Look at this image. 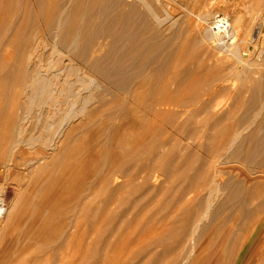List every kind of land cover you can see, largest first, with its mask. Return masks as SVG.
I'll list each match as a JSON object with an SVG mask.
<instances>
[{
	"label": "bare ground",
	"instance_id": "6f19581e",
	"mask_svg": "<svg viewBox=\"0 0 264 264\" xmlns=\"http://www.w3.org/2000/svg\"><path fill=\"white\" fill-rule=\"evenodd\" d=\"M249 1L253 2L252 15L249 16V12L242 10L240 14H235V18L232 20L234 22L231 24L228 22V18L230 19L232 15H228L229 17L225 20L222 19V11L210 10L208 8L211 5V0H4L5 4L8 2V4L15 3L16 5H23L22 9H24L23 14L25 16L20 21L19 30L15 31L14 38L18 39L19 36H22L18 41L23 47L22 49L26 47L23 55L26 57L27 62H30L31 68L29 66L26 68H30V70H21L19 68L20 70L18 71L20 74L13 77H17L16 85L13 83L15 85L13 86L14 88L11 86L13 89H7L5 92L3 91L4 93L1 92L3 94H0L2 96L4 95L5 99H9L11 96L13 97L22 93L24 96L23 101L25 102L23 108L24 117L22 120L25 123H19V132L25 133L24 131L27 130L25 127L27 125L26 121H29L33 116L37 115L36 126L34 127L39 128L38 131L42 129L46 138H48L47 141L56 145L57 148L59 147L60 151L64 152L65 150L66 156L70 155L67 152L69 149H72L70 151L74 150L69 145L79 141L78 133H84V131L95 129L96 127V129L99 128L102 130H100L101 132L98 131L101 133L99 136L102 135V132L109 131L106 134V137H108V134L112 132L111 129H113V121L115 122V118H117L116 121L120 118H129L131 121L127 120L126 122L130 121L138 126L140 125V127L144 126L148 128V132L153 127L152 130L158 132L159 136H166L168 134V136L173 137L174 135L172 134L176 133L177 135L186 136L188 140L185 139L187 141L190 140L193 142L199 133L209 134V132L218 133L220 131L222 134L220 139L210 137L213 138L212 140H215L213 142H211L212 140L208 136L210 143L207 149L203 151L206 156L205 161L201 164L202 169L198 168L202 172L197 170L199 172H197L198 174H191L192 172L190 173V171H193V173L196 172L194 171L195 164L190 160L191 158H185L183 161L179 160L181 166L175 165L178 168H175L176 170L173 169V172L164 169L167 165L164 168L161 167L162 170L164 169L162 174L168 176L166 180L172 178L174 182L177 181L178 185L173 183L178 186H176V190H180L182 196L184 195L185 189L191 195L193 189L195 187L197 188L196 183L200 179L203 184L202 189L199 188L202 192H205V198L203 203L199 199L201 201V204H199L208 213L223 190L227 189V187L222 185L223 167L227 164H236L237 166H232L230 170L234 172L233 174L237 178L242 175L246 180L240 179L234 181V186L228 188L229 201L221 205L219 211L233 207L231 205L232 203L239 202L237 209L249 213L250 205L253 204L252 202L255 199L260 201L259 207L260 205L264 206V147L258 146L261 149H255L257 151L256 153H252L251 147L253 143L256 144L255 140L259 139L257 137L259 135V127L264 124V0ZM10 5L12 6V4ZM20 5L19 7H21ZM30 6H32L31 8L34 7L33 11H31ZM12 9L13 11L11 12L14 16H19L21 11L18 12L15 6ZM6 12L8 11L6 10L4 13ZM234 13L235 9L232 10V14ZM11 29L12 27L7 25L3 31L4 35L6 36L8 32H11ZM29 30L31 31L30 36L27 37L25 35L24 37V34ZM252 30L253 37L251 38L250 34ZM38 37L43 38L39 40ZM109 40L112 43L109 44L111 47L107 56L105 55L106 59L103 58L105 59L103 61L98 60L92 65L91 63L95 61V58L106 49ZM249 46L252 47V51H247L246 48ZM42 47L44 48L43 50L47 51L46 54L49 53L47 57H45V53L43 55V52L40 55L41 53L39 51ZM37 53H39V56H35ZM21 61L20 65H22ZM106 64H111L112 69L109 70V67L107 71L106 67L109 65L105 66ZM103 65L106 71L98 68L103 67ZM114 76L117 78L120 77V81L115 82V79H113ZM13 78L12 80H14ZM228 82H231V85H226ZM235 82H241V85L236 86ZM103 85L105 86L103 87ZM113 90L122 92L114 97L113 93L115 92ZM247 94L250 96V99L246 118L238 120L234 113H238V111L244 108L242 105L244 106L245 104ZM223 96L233 100L234 108L232 111L224 113L225 115L221 119L216 120L210 125L211 120L215 116L217 100ZM113 104L115 105L114 107ZM100 117L102 122L97 123ZM197 119H200V121L196 122ZM32 120L34 121L35 119L33 118ZM130 122L128 123L131 124ZM193 123L195 126L185 131ZM118 125H116V128L120 130L122 124L119 127ZM132 129L134 132L137 131L134 127ZM33 130L31 131L33 132ZM119 130L116 129V131ZM142 131L140 130L139 133L141 132L142 134ZM32 132L30 134H34ZM88 132L90 133V131ZM245 132L249 134L244 135L246 134ZM104 133L103 139L106 138ZM124 133L126 131L123 132V135H125ZM35 134L37 136V133ZM126 134L131 135L129 132ZM176 134L175 136H177ZM25 135L17 134L22 139H24L23 137ZM97 135L95 133V137ZM109 136L113 138V134ZM86 137L84 138L88 139L90 136L88 135ZM172 137L170 139L174 140ZM204 138L207 139V137ZM170 139L169 137H165L158 145L166 146L167 151V148L170 147L168 145L171 142ZM148 140L151 141L149 137ZM104 141L102 143L103 146L107 145H104ZM139 141L137 143L140 144L141 142ZM243 141L246 142V145L248 141L250 143L245 153L241 151ZM132 142L135 143L134 138ZM24 143L26 144L28 142ZM144 143L147 144L146 146H149L147 142ZM261 143L263 145V141ZM86 144H88L89 149H92L89 147V142ZM200 145L202 144L200 143ZM105 147L107 148L108 146ZM138 147L140 146H137L135 148L136 150L134 149L132 152L139 151L137 150L139 149ZM171 147L173 146L171 145ZM142 148L140 150L141 152H143ZM147 148L146 152L149 151H147ZM201 148H203V145ZM55 150L57 149L55 148ZM75 151L70 156L73 154L75 156ZM137 153L134 154V157ZM154 154L152 155L153 159L157 156L155 152ZM181 154L178 156H181ZM146 155L148 154L146 153ZM166 155L165 158L167 159ZM137 156L135 161H137ZM131 157L133 158V155ZM145 160L147 161L148 158L141 160V162L145 164ZM139 162L136 163L138 164ZM130 163L134 164L135 167L136 163L130 161L129 165H131ZM144 164L142 166L147 168L146 164L148 163L146 162ZM138 165L137 168L141 167ZM108 167L111 168L110 166ZM171 167L170 169H172ZM156 168L158 169L157 166L152 167L154 172L159 173V170H154ZM114 171L112 170L111 172ZM147 171L148 169L140 171L136 178L144 173L146 174ZM126 175L124 174L123 176ZM4 176V171L0 169V179H3ZM111 176L113 177L112 174ZM150 177L140 176V178L144 179V181L142 180L144 183H136L137 187L139 184L143 187L147 180L149 182ZM95 178L93 177V179ZM153 178L157 180L155 176ZM172 179H170V182L173 181ZM102 182L105 185L106 180L104 181L103 179ZM131 182L133 187V179ZM94 183L96 182L93 181ZM96 184L98 187V181ZM94 186L92 189L95 188ZM98 188L96 191H99ZM89 191L88 193L90 194ZM150 193L151 191L148 192V194ZM164 194L167 195V192L165 191ZM175 196L177 195L175 194ZM175 196H172L173 199ZM195 198L193 197V199ZM173 199V204L178 201L179 205L180 201L175 199L176 202H174L175 200L173 201ZM81 206H79L80 209ZM83 212L80 216H83ZM193 221L191 224H194V228L190 233L185 234V241H192L194 243L187 258L181 259L179 263L206 264L207 261L205 258L209 245L204 247V244L200 243V239L196 242L195 236L198 234L201 222L197 219ZM68 227L69 225L66 223V228ZM72 233L76 234L74 230ZM78 233L77 231V236ZM69 234L71 233L69 232ZM245 248L238 251V258L244 252ZM255 258L257 257L254 255L253 259ZM218 262H213L212 264H221ZM225 264H229L228 259H225ZM248 264H259V260L256 259Z\"/></svg>",
	"mask_w": 264,
	"mask_h": 264
},
{
	"label": "rangeland",
	"instance_id": "374dc122",
	"mask_svg": "<svg viewBox=\"0 0 264 264\" xmlns=\"http://www.w3.org/2000/svg\"><path fill=\"white\" fill-rule=\"evenodd\" d=\"M210 3L211 5L208 7L210 8V10L215 9V11H222V14L224 16H222V19L227 20V17L232 15L233 18H228V22H230L231 24H233L234 22H232V20H234L235 14H240L242 10H246L247 12H249V16H251L253 13V2L249 0H211ZM10 4H12V6ZM10 4H8V2L5 4L4 0H0V93L3 91L5 92L7 89L9 90L14 88L13 86L16 85L17 77H13L20 74L18 70H30L31 68V64H29L30 62H27L26 57L23 55L24 49L26 47L22 49L23 47L18 41L20 38H22V36H19L18 39L14 38V33L15 31L19 30V24L21 23L20 21H22L25 16V14H23L24 9H22L23 5H16L15 3ZM19 5L21 7H19ZM14 6L15 9L18 10V12L21 11V13L19 14V16L21 17H19L18 15L14 16V14L11 12L13 11V9L11 10V8H14ZM31 7L32 6H30V8ZM33 9L34 7L31 8V11H33ZM233 9H235L234 14H232ZM6 10L8 12L4 13ZM7 25L11 26L12 29L11 32H8V34L5 36L3 31ZM30 33V30L27 31L24 34V37L25 35L27 37L30 36ZM251 34L250 37L252 38L253 30L251 31ZM250 37L249 39H251ZM42 38L43 37H38L39 40ZM109 42L106 49L96 57L97 59L95 58V61L91 63L92 65L95 64V62L98 60L103 61L106 59L105 57L109 53L111 47V45L109 44H111L112 41L109 40ZM18 44H20V46H18ZM16 47L17 49H15ZM43 49L44 48L42 47L39 53L43 52V55H45L47 51ZM246 49L247 51H252L251 46ZM39 53H37V55L35 56H39ZM48 54L49 53H47L45 57H47ZM40 55H42V53ZM19 59L20 61L22 60V65H20ZM24 64L26 65L25 67ZM107 65H109L108 67H106L107 71L109 67V70H111V64H106L105 66ZM20 66H23V68H21ZM28 66L30 68L27 69L26 67ZM103 67L101 66L98 68L102 71H106V68ZM12 78L14 80H12ZM119 78L120 77L117 78L114 76L113 79H115V82H119ZM13 83L15 85H13ZM229 84L231 85V82H228L226 85L229 86ZM235 85H241V82H235ZM104 86L105 85H103V87ZM113 92H115L113 93V96L115 97L122 91L118 92L113 90ZM1 94L0 148L2 151L0 150V169L4 171L5 176L3 179H0V195H2L5 200L7 213L4 219L0 221V264H181L179 263L180 260L187 258V255L189 254L194 243L192 241L186 242L185 234L192 231V229L194 228V224L192 225L191 222L195 219L201 222L198 234H195L196 242L200 239V243L204 244V247L209 245L205 258L207 261L206 264H212L213 262L217 263L220 260L222 261L218 263L225 264V259H228L229 264H248L249 262L255 261L256 259L259 260V264H264V206H258L260 204V201L257 199L253 200V204L250 205L249 213L242 212L237 209L239 202L232 203L231 205H233V207L219 211L221 205L226 204L229 201L228 188L230 186H234V181L240 179L246 180V178H244V176L242 175L239 176L238 179L237 176L233 174L234 172L230 170V168L232 166H235L236 164H227L223 167L224 171L222 177V185L224 187H227V189L223 190L220 197L216 199L213 207L210 208L208 213H206L204 208L200 207V204L203 203V200L205 198V192H202L201 190L203 183L200 181V179H198L199 181L197 180L198 182L196 183L197 188H201L200 190L195 187L190 195L185 189V192L183 193L184 195L182 196L180 190H176L178 187L177 181L174 182V179L172 178H169L168 181L166 180L168 176L162 174L164 169L171 172L176 170L175 168L178 167L175 165H178L180 167L181 163L179 162V160L183 161L185 158H191L190 160L195 164L194 171L196 172L193 173V171H190V173L192 172L191 174L195 175L198 172L197 170H199V172H202L201 164L205 161L206 157L203 151L204 149H207L210 143L208 139L210 137H216V139H220L222 137L220 131L218 133L209 132V134L199 133L200 135L198 134V136L194 139L195 141L193 142L190 140L187 141L188 139L186 136L177 135L176 133L175 134L177 136H175V134H172L174 135L173 137L168 136V134L166 136H159L158 132L152 130L153 127L150 128V132H148V128H145L144 126L140 127V125L138 126L135 123L130 122L131 119L129 118H120L122 121L120 119L116 121L117 118L113 117L115 118L116 123H118V121L120 120L119 123L122 124V127H120L119 130L118 128H116V125H118L119 123L116 124L113 121V129H111L112 132L110 131V134H113V138H111L112 136H109L110 134H108V137L110 138L106 137V134L109 131H105V133L102 132V135L99 136L102 130L99 128L96 129V127V130L94 128L88 130L93 137L87 130L84 131V133H78L79 136L76 134L79 138V141L76 142L77 144L73 142L74 145L71 143V145L73 146L69 145L71 148H74V150L70 151L72 149H69L70 153L69 151H67L68 154L71 155V153L74 152L75 149H77V151H75L76 155L74 156L73 154L72 156H66L65 150L64 152L60 151L59 147L57 148L56 145L52 144L50 141H47L48 138H46V135L43 133L42 129L38 131L39 128L34 127L36 126V120L38 117L37 115L32 117V119H35L34 121L32 119L26 121L27 125H29L25 126L27 128V130L24 131L25 133L19 132V123L24 122L22 118L24 117L23 108L25 102L23 101L24 96L22 95V93L13 97L11 96L9 99H5L4 95L2 96ZM17 98L18 100H20H16ZM249 99L250 96L247 94L245 97V104L243 103L244 106L242 105V107L244 108L241 111H238V113H234L238 120H243L246 118ZM114 106L115 105L113 104V107ZM233 108L234 103L232 99H229L226 96L220 97L217 100L215 116L211 120L210 125L216 120L221 119V117L225 115L224 113L232 111ZM127 120H130L128 122H130L132 125L126 122ZM30 121H33L34 123L32 122L31 124ZM199 121L200 119L196 120V122ZM100 122H102L101 117L99 118L97 123ZM121 124H119L118 127L121 126ZM194 126L195 124L193 123V125L188 126L185 131L190 130ZM133 127L136 128L135 130H137L138 132H134L132 129ZM138 127L140 128V130L147 131H142V134L144 136L141 134V132L139 133L140 130H138ZM32 128L36 131L34 132ZM116 129L119 131H116ZM31 130H33V132ZM125 131L126 133H131V135L126 133H124L125 135H123V132ZM31 132L34 134H30ZM113 132L115 133V135ZM35 133H37V136ZM95 133L96 135L98 134L96 137ZM103 133L105 134V139L107 142L104 141L105 139H103ZM132 133L136 134L133 135ZM148 133H150V135H148ZM245 133L246 134L244 135L249 134L248 132ZM17 134L27 135L23 137L24 139L19 136L21 139L20 140ZM87 134L90 136L88 139H86V136H88ZM258 134L259 135L257 137L260 140H255L256 144L253 143V146L251 145L252 153H256L257 151H255V149L258 150L257 148L261 149L258 146L264 147V124L260 125ZM83 136L86 138H84ZM144 137H146L147 139L145 138L144 140ZM148 137L149 139H151V141L148 140ZM165 137H169V139L171 137L174 138V140L170 139L171 142L168 144L170 145V147H168L167 145V151L166 146L158 145L160 144V141ZM204 137H207V139ZM133 138L135 143L132 142ZM137 138H139L140 141ZM212 139L213 138H210V140ZM136 140L141 142L142 145L141 143H137L138 141L136 142ZM103 141L104 145L107 144L105 145L108 146L107 148L103 146ZM117 141H119L121 144ZM143 141L147 142L149 146H146L147 144ZM173 141L175 142V144ZM213 141L215 140H212L211 142ZM256 141L258 142V144ZM260 141H263V145ZM24 142L28 143L25 144ZM88 142L90 143L89 147L92 149L88 148V144H86ZM151 142L153 145L155 143V145L153 146ZM244 142L245 141H243V144L241 146V151L243 153H245L247 147L250 146H248V144H250L249 141L247 142V145L246 142ZM200 143L203 145V148H201L202 145H200ZM95 144L97 145L95 146ZM143 144L145 145V148ZM171 145L173 147H171ZM191 145L194 146L192 147ZM137 146H140L138 147L139 149H137L139 150L137 151L138 153L136 151L133 153L132 150L134 151ZM55 148L58 151L55 150ZM86 148H88L89 150ZM141 148L143 152L140 151ZM146 148L147 151L149 150L148 152H146ZM154 152L157 155V159L154 158L156 160H154L152 156ZM135 153L140 156L138 157L136 154L137 161H135ZM146 153L148 155H146ZM164 153H170L171 155H166ZM181 153L184 155H182ZM143 154H145L146 156ZM180 154L181 156H178ZM82 155L84 158L82 157ZM132 155L134 159L131 157ZM165 155L167 159L165 158ZM71 157L73 158L71 159ZM147 158L148 160H153H145L148 164L150 162L151 163L148 165L145 162L147 168H144V166H142L144 162H141V160ZM110 160L111 162H113L111 163ZM114 160L117 163H115ZM139 160L141 164H139ZM130 161L133 163L139 162V165L137 163L136 164L141 167L137 168V165L135 164V167L137 168L136 169L134 167V164L130 163L131 165H129ZM151 164L153 168L156 166L158 167V169L156 168L154 170H159V173L153 171ZM171 164L174 168L171 167ZM108 166H110L111 168H109ZM169 166L172 169H170ZM142 167L144 169H148L149 173L147 171L146 174H150L146 175L144 173L142 174L143 177L151 176L149 178V182L147 180L143 187L141 184L144 183V179L140 178V176L142 175L136 178L138 173L144 170ZM161 167L165 168L162 170ZM112 170L115 171L111 172ZM95 174L97 176L96 178ZM111 174L113 175V177L111 176ZM122 174H125L126 176H123ZM154 176L157 180H154ZM93 177L95 179H93ZM103 179L104 181L106 180L105 185L102 182ZM110 179L111 181L109 182ZM132 179L133 187L131 184ZM170 179H172L173 181L170 182ZM91 180L96 183L98 181V187H101L98 188L97 184H93V181ZM139 182L142 183L137 187L136 183ZM88 183H90L92 187L88 185ZM109 184L111 185L109 186ZM93 186L95 187L94 189H92ZM97 188L99 191H96ZM88 191L90 192V194L88 193ZM150 191L151 193L148 194V192ZM165 191L167 192V195L164 194ZM175 194L177 196H175ZM172 196H175V198L173 199ZM193 197L196 198L193 199ZM172 199L173 201L175 199L179 200V205H181L179 206L178 201L176 202V200L174 201L176 203L173 204ZM181 200L183 203L181 202ZM189 202L192 203L190 204ZM91 205L92 207H90ZM79 206H81V209ZM82 212L83 216H80ZM94 221H96L97 223ZM66 223H68L70 228H66ZM191 226L192 228H190ZM75 228H77L76 231ZM71 229L72 232L74 230V233L76 234H73L71 232ZM77 231L79 232L78 236ZM69 232L73 235L71 236ZM246 243H248L247 246ZM243 248H245V250L238 258L237 253ZM254 255L257 258L253 259Z\"/></svg>",
	"mask_w": 264,
	"mask_h": 264
},
{
	"label": "built area",
	"instance_id": "2783aa9c",
	"mask_svg": "<svg viewBox=\"0 0 264 264\" xmlns=\"http://www.w3.org/2000/svg\"><path fill=\"white\" fill-rule=\"evenodd\" d=\"M6 213H7L6 203H5L3 196L0 195V221L4 219Z\"/></svg>",
	"mask_w": 264,
	"mask_h": 264
}]
</instances>
